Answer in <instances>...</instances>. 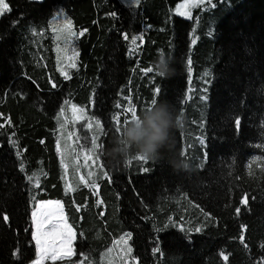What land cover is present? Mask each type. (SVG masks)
<instances>
[{
	"label": "trees",
	"instance_id": "1",
	"mask_svg": "<svg viewBox=\"0 0 264 264\" xmlns=\"http://www.w3.org/2000/svg\"><path fill=\"white\" fill-rule=\"evenodd\" d=\"M181 1L6 0L11 11L0 16V217L8 221L0 218V264L35 261L32 214L47 201L62 203L76 239L70 258L42 264H81L85 257V264H103L102 254L123 234H131L136 264H264V0H206L189 20L171 13ZM56 9L76 32L68 41L75 67L66 77L51 46L36 43ZM160 54L175 75L156 74ZM203 80L207 98L198 102ZM154 98L170 102L183 119L165 159L111 162L105 153L125 125L123 109L131 104L139 115ZM67 102L103 126L97 191L94 181L65 189L58 117ZM75 135L85 148L94 136L84 120ZM171 158L186 160L190 170H174Z\"/></svg>",
	"mask_w": 264,
	"mask_h": 264
},
{
	"label": "rangeland",
	"instance_id": "2",
	"mask_svg": "<svg viewBox=\"0 0 264 264\" xmlns=\"http://www.w3.org/2000/svg\"><path fill=\"white\" fill-rule=\"evenodd\" d=\"M124 5L127 6H136L138 3L135 2V0H120ZM206 0H204L205 2ZM187 0H182L180 3H178L172 10V15L181 17L183 19H191L193 15L194 8L188 9L190 12V15L188 16H181L179 15V12L181 11V5L185 4ZM69 18L65 14L64 11L61 9L55 10L54 16L50 20L49 26L47 30L41 32L37 35L36 43L42 46L43 49L46 48V46H51L52 51L54 52V55L56 57V66L58 71L63 74L65 77L68 76V68L72 66V64L75 62V54L71 52L69 49L68 41H71V38L74 36H70L67 33V30L65 28L66 21H68ZM72 32L76 33L74 29L72 28ZM48 40V42H46ZM193 42V41H192ZM67 73V75H65ZM204 85H199V89L201 92L198 93V102H204L206 95L203 92L207 91L208 82L206 80H203ZM207 98V97H206ZM73 106H76L72 103H64L61 107V109L64 110L63 117L59 114V142H58V149L61 156L62 164H63V181L65 189L68 190L66 185H71L72 189H75L80 184H86L89 185L90 182L95 180V175L98 174L100 170L99 162L98 160L93 157L92 160H86L85 159V153L87 152V148L82 146L81 143L78 142V138H76L75 135V125L80 121H85L86 127L88 130L91 131V133L94 136H100L97 129L95 128V121L93 118L89 115V113L78 106L76 108L83 109V115L80 116L78 113H74ZM92 107V103H91ZM61 124L64 125L63 128H61ZM65 124L67 129L65 128ZM197 126L202 130L204 124H205V117H204V110H202L199 120L196 122ZM200 139V138H199ZM199 144L201 145V140H199ZM93 160H95V163H93ZM255 158L251 159L250 163H253ZM67 165V167H65ZM81 177H83V180H81ZM93 189L95 191L98 190V184L96 181L93 182ZM91 187V186H90ZM47 202H55V201H47ZM47 202H38L36 205L35 212L37 214V217L41 216V213L50 212L53 213L50 221L48 224L45 225V230H48L50 225L52 223H59V214L61 212V209H58L55 204L47 203ZM62 205V203L60 202ZM43 205V206H42ZM191 207H188V209H191ZM62 212L63 216L64 214V208L62 205ZM66 218V217H65ZM32 220H33V232L36 231V225L34 223V217L32 214ZM67 221V220H66ZM68 224V222H67ZM69 225V224H68ZM205 226V223L203 224ZM72 228V227H71ZM179 229H184V227L179 226ZM197 229L201 230V227H198ZM199 230V231H200ZM73 231V239L71 241V248L72 244L74 243L76 239V233L74 229ZM55 235V234H54ZM122 237H127V234L120 235L117 239H113L112 244L110 245L108 251L104 252L101 256V260L103 264H136L131 258L130 254L129 256L125 257L122 261L120 258L124 255L125 246L124 243L121 241ZM50 239H52L50 237ZM62 237L55 236V246L58 249L57 254L59 255L60 252L65 250L68 247L67 243H62ZM35 242V241H34ZM36 245V242H35ZM127 245L129 246L128 239H127ZM36 259L31 264H35L36 261L39 260V264H42L46 260H52V259H39L40 253L36 246Z\"/></svg>",
	"mask_w": 264,
	"mask_h": 264
},
{
	"label": "clouds",
	"instance_id": "3",
	"mask_svg": "<svg viewBox=\"0 0 264 264\" xmlns=\"http://www.w3.org/2000/svg\"><path fill=\"white\" fill-rule=\"evenodd\" d=\"M166 55L160 54L156 69L165 78L175 75V70ZM183 127V119L177 115L168 101L157 102L145 108L137 119L126 123L115 138L112 147L106 150L107 158L118 164L140 156L150 162L159 163L165 159V151L170 150L174 141V131ZM174 170H190L186 160L168 159Z\"/></svg>",
	"mask_w": 264,
	"mask_h": 264
},
{
	"label": "snow or ice",
	"instance_id": "4",
	"mask_svg": "<svg viewBox=\"0 0 264 264\" xmlns=\"http://www.w3.org/2000/svg\"><path fill=\"white\" fill-rule=\"evenodd\" d=\"M135 2L139 3V0H135ZM203 2L204 0H187L185 4L181 5V11L179 12V15L181 16L190 15V12L188 11V9L199 7ZM209 3H211V0H209ZM10 11H11V7L6 2V0H0V16H3L5 13H8ZM65 28L67 30L68 35L70 36L76 35V33L72 32V22L70 20L66 21ZM79 35H83V32H80ZM124 38L128 39L127 35H125ZM140 39H142V37H140ZM136 40L137 38L133 37L131 40V43L135 45ZM188 64L189 66L191 65V60L188 61ZM72 67H75V64H72ZM146 71L153 72L154 69L148 68ZM155 71L157 75H161V73L157 71V69ZM190 71H191V68L189 67V72ZM65 75H67V73H65ZM208 75H210V73L206 72L205 76H208ZM156 94L157 95L159 94V89L156 90ZM155 103H157V100L154 98L151 100V104L153 105ZM117 107H120V105H117ZM73 111L74 113H78L80 116H82L84 110L76 108V106H73ZM123 114L125 116V120H124L125 124L128 123L132 119L138 118L137 109L135 106L131 104H129L127 108L123 109ZM63 115H64V110L61 109L60 116L63 117ZM129 116H130V120L128 119ZM114 120H115V125L117 127V130H119V127L121 124L120 115L117 114L114 117ZM58 122H59V117H58ZM235 124L237 128H239V125H240L239 119L235 121ZM63 127L64 125L61 124V128ZM95 128L97 129L99 134L101 135L103 134L104 129L99 120L95 121ZM98 139H99L98 136H93L90 139L89 145L87 146V152L85 153L86 160H92L93 157H95L96 160L100 158L98 153L102 149L103 145L102 143H98ZM201 143H203V141H201ZM259 147H264V145H259ZM182 155H186V153H182ZM132 159L142 162V164H146L148 162L147 160H145L143 157H140V156L133 157ZM258 160H260L259 157H257L253 161V163H256ZM93 163H95V160H93ZM128 163H131V160H129ZM65 167H67V165H65ZM251 169H252V165L250 164L249 165L250 175L253 174ZM145 170L147 171V169ZM262 171H264V169H262ZM105 175H107V173H105ZM31 179L32 177H29V180ZM81 180H83V177H81ZM66 187L68 188V190H72L71 185H66ZM93 187H95V185H93ZM47 203L55 204V206L58 209H61V212L58 217L59 223H52L48 230H45V225L49 223L52 215L54 214L50 212H45V213H41L40 217H37L36 212L35 211L33 212L34 223L36 225V231L33 232L32 238L36 242L37 249L40 253L39 259L57 260V259H63V258H70L73 255V249L71 248V241L73 239L72 228L70 225L67 224L66 218L63 216L62 205L60 204V202L55 201V202H47ZM246 203H247V198L245 197L244 199L241 200V204H246ZM236 211L237 213H239L240 209L238 208ZM0 218H2L4 222L8 221V217L6 215H2V217ZM199 230L200 229H196V231H199ZM55 236L62 237L63 238L62 243L68 244V247L62 252H60L59 255L57 254L58 249L55 246ZM50 237L52 239H50ZM130 238H131V234H127L126 238L125 237L121 238V241L124 243V246H125L124 255L120 258L122 261L124 260L125 257L129 256V254L132 251L131 247L127 245V239H130ZM240 239L243 240V237H240ZM14 255H18V252L14 253ZM223 259L227 261L228 257L223 256ZM86 260H87V257L81 260V264H85ZM35 264H39V260L36 261ZM88 264H90V262H88Z\"/></svg>",
	"mask_w": 264,
	"mask_h": 264
},
{
	"label": "water",
	"instance_id": "5",
	"mask_svg": "<svg viewBox=\"0 0 264 264\" xmlns=\"http://www.w3.org/2000/svg\"><path fill=\"white\" fill-rule=\"evenodd\" d=\"M30 1L36 4H42L44 2V0H30Z\"/></svg>",
	"mask_w": 264,
	"mask_h": 264
}]
</instances>
